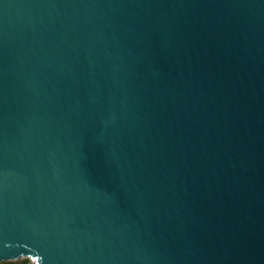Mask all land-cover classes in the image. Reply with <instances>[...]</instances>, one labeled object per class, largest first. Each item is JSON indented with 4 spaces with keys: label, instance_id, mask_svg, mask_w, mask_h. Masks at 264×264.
I'll use <instances>...</instances> for the list:
<instances>
[{
    "label": "water",
    "instance_id": "water-1",
    "mask_svg": "<svg viewBox=\"0 0 264 264\" xmlns=\"http://www.w3.org/2000/svg\"><path fill=\"white\" fill-rule=\"evenodd\" d=\"M264 264V0H0V263Z\"/></svg>",
    "mask_w": 264,
    "mask_h": 264
},
{
    "label": "trees",
    "instance_id": "trees-1",
    "mask_svg": "<svg viewBox=\"0 0 264 264\" xmlns=\"http://www.w3.org/2000/svg\"><path fill=\"white\" fill-rule=\"evenodd\" d=\"M0 264H32V262L29 259L24 258V259H19L16 261L2 262Z\"/></svg>",
    "mask_w": 264,
    "mask_h": 264
}]
</instances>
